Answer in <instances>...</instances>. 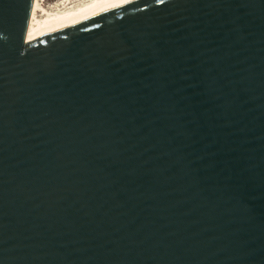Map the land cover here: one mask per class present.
<instances>
[{"label":"water","instance_id":"obj_1","mask_svg":"<svg viewBox=\"0 0 264 264\" xmlns=\"http://www.w3.org/2000/svg\"><path fill=\"white\" fill-rule=\"evenodd\" d=\"M0 0V264H264V0H121L26 37Z\"/></svg>","mask_w":264,"mask_h":264},{"label":"bare ground","instance_id":"obj_2","mask_svg":"<svg viewBox=\"0 0 264 264\" xmlns=\"http://www.w3.org/2000/svg\"><path fill=\"white\" fill-rule=\"evenodd\" d=\"M119 1L121 0H64L60 3V6H63L65 9L63 8L64 10L51 13L40 8L39 0H35L26 37L45 32ZM37 10L42 12L41 18L36 17Z\"/></svg>","mask_w":264,"mask_h":264},{"label":"rangeland","instance_id":"obj_3","mask_svg":"<svg viewBox=\"0 0 264 264\" xmlns=\"http://www.w3.org/2000/svg\"><path fill=\"white\" fill-rule=\"evenodd\" d=\"M63 1L64 0H39V7L43 8L47 12L56 13L58 11L65 9L63 6H60V3ZM42 15H43L42 12H40L39 10L36 11V17L37 18L38 17L41 18Z\"/></svg>","mask_w":264,"mask_h":264}]
</instances>
